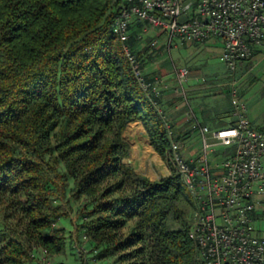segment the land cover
<instances>
[{"label": "trees", "instance_id": "obj_1", "mask_svg": "<svg viewBox=\"0 0 264 264\" xmlns=\"http://www.w3.org/2000/svg\"><path fill=\"white\" fill-rule=\"evenodd\" d=\"M127 6L126 0H0V192L17 198L32 226L33 248L51 256L62 253L64 228L54 223L65 214L52 207L48 189L54 181L47 158H53L74 178L77 192L90 198V219L81 229L108 241L105 255L149 237L154 264H199L190 237L195 201L180 176L152 181L124 163L130 145L122 133L136 121L173 169L157 97L143 89L112 32ZM142 29V23H134L128 45L143 70ZM144 80L154 81L150 75ZM175 138L185 141L181 132ZM128 177L138 179L142 193L123 196L115 212L117 199L103 188L107 180ZM129 214L137 226L124 241L117 229ZM257 216L264 220V210L258 209ZM30 259L20 241L0 240V264Z\"/></svg>", "mask_w": 264, "mask_h": 264}, {"label": "built area", "instance_id": "obj_2", "mask_svg": "<svg viewBox=\"0 0 264 264\" xmlns=\"http://www.w3.org/2000/svg\"><path fill=\"white\" fill-rule=\"evenodd\" d=\"M126 1L128 6L114 20L112 32L148 95L155 93V87L145 82L128 45L136 22L162 30L170 45L174 39L181 44L221 40L220 60L233 76L257 50L264 52V0H198L190 12L184 7L186 0ZM156 45L157 41L151 43ZM173 73L179 95L189 106L187 115L203 135V155L188 161L171 123L160 110L170 139L168 162L195 201L190 237L197 260L199 264H264V231L257 216L262 205L259 199L264 197V131L252 125L246 103L234 92L236 123L213 133L214 145L233 147L234 151L210 157L208 127L202 126L187 96L191 72L174 66Z\"/></svg>", "mask_w": 264, "mask_h": 264}, {"label": "rangeland", "instance_id": "obj_3", "mask_svg": "<svg viewBox=\"0 0 264 264\" xmlns=\"http://www.w3.org/2000/svg\"><path fill=\"white\" fill-rule=\"evenodd\" d=\"M143 24L142 41L139 44V51L141 52V60L145 62L143 75H163L174 72V66L180 68L185 66L195 65L194 61H190L192 53L186 44H180L176 39L169 43V38L166 34H159V28H153L149 25ZM157 30V32H156ZM157 41L155 47L151 43ZM170 45V46H169ZM177 45V46H176ZM176 46V47H175ZM172 47V49H171ZM171 49V50H170ZM152 56L148 60L149 56ZM204 53H200L196 60L197 68H204ZM211 56V55H210ZM212 60L221 64L217 53L215 52ZM201 70V71H202ZM226 71V70H225ZM169 73V74H168ZM202 73H204L202 71ZM225 73V72H224ZM227 76V77H226ZM234 76L229 71H226L221 83L224 84L219 89V93H211L208 96H201L193 98L192 94L188 92L187 96L192 108L201 109L198 113V119L203 127H208L206 137L208 143L212 146L209 147L210 157L217 155H224L233 152V147H223L215 144L213 133L225 126V119H227L233 106V87L230 85ZM176 81V80H175ZM173 87V81H166ZM158 85V84H157ZM178 105V107H176ZM174 121L176 123L175 132L182 133L185 141H178L181 149L185 152V157L189 160L199 158L203 155V135L200 128L196 126V121L190 119L187 115L189 106L185 102L184 97H180V101L176 103ZM164 109L163 106L159 107ZM168 121L171 123L169 116ZM138 125L136 121L130 122L122 133V138L129 143V157L124 159V163L134 170L135 173L148 171L154 166L153 157L141 160L142 167L137 169L134 164V149L133 142L134 136L130 134L131 128ZM174 129V127H173ZM147 131V130H146ZM189 132V134H187ZM150 138V137H149ZM49 171L52 175L53 183L48 186L50 189V199L53 208L60 209L65 214L64 217L58 219L54 223V227L64 228L62 234L66 236V246L62 253L51 256L43 248H33L29 243L28 235L32 233V226L29 219L22 211L15 196H10V193L4 195L0 192V240L5 241L8 239H16L20 241L30 255V260L25 264H154L155 256L153 254V244L149 237H146L145 242L136 243L133 247L123 249L111 254L105 255V249L109 245L108 241H100L88 229H81L82 223L89 220V211L92 209L93 204L90 198L86 195L77 192L75 180L69 176L62 164H56L53 158L48 157ZM167 163V161H165ZM168 164V163H167ZM171 176L176 174L174 169H170ZM142 175V174H140ZM122 183V185H120ZM108 190L111 192L110 197L117 199L118 206L115 212L122 205L123 196L136 197L142 193V186L135 177L121 178L116 180H107L103 191ZM102 192L100 193V195ZM258 201V199H256ZM260 205L258 209L264 210V197L259 199ZM87 205V206H86ZM115 221L120 219L118 216L113 218ZM123 222L119 229H117L118 238L124 241L129 239L132 231L137 226V218L134 214H129L122 217ZM259 228L264 231V220L259 223Z\"/></svg>", "mask_w": 264, "mask_h": 264}, {"label": "crops", "instance_id": "obj_4", "mask_svg": "<svg viewBox=\"0 0 264 264\" xmlns=\"http://www.w3.org/2000/svg\"><path fill=\"white\" fill-rule=\"evenodd\" d=\"M198 0H186L185 9L190 12L195 8ZM157 32V30H156ZM159 34H163L161 30L160 33L154 34V36H159ZM165 34V33H164ZM142 38V33H141ZM181 44V43H180ZM177 46V45H176ZM175 46V47H176ZM188 49L192 50L190 61H194L195 65L190 67L185 66L191 72L190 79L187 83V94L190 92L193 98H199L201 96H208L211 93H219V89L224 84L221 83V79L224 78V74H226V67L220 60L222 53V41L219 39H214L207 43H191L186 44ZM172 49V47H171ZM170 49V50H171ZM217 53L219 60L221 61L217 63L212 60L213 54ZM200 53H204V68L198 69L196 60ZM211 55V56H210ZM204 73H202V71ZM226 70V71H225ZM225 72V73H224ZM169 74V73H168ZM227 77V76H226ZM154 79L152 87H155V93L152 92L157 97V105L158 107L163 106L164 113L167 114L171 119L174 118L175 115V106L178 101H180V95L178 91V85L175 81L174 73H170V75H156L151 76ZM173 81L174 86L172 87L170 83L166 81ZM158 84V85H157ZM230 85L233 87L234 92L240 97L242 101L246 103L247 106V116L252 122V125L264 131V52L259 49L255 52L254 57L242 64L236 75L234 76V80H231ZM178 107V105L176 106ZM192 107V106H191ZM197 117L198 113L201 112V109H195ZM230 113L225 121L226 125L221 128L232 126L236 123L237 119L234 116V107L232 106L229 109ZM188 114V112H187ZM138 128H140L143 132V137L145 138L146 143L149 147L150 156L154 159V166L152 165V169L144 172H140L142 175L148 176L152 181H159L162 178L170 177L171 171L170 166L162 159V157L155 152L151 145V141L142 122H137ZM136 162V161H135ZM134 166L137 169H140L142 165L140 162H136ZM141 170V169H140Z\"/></svg>", "mask_w": 264, "mask_h": 264}, {"label": "bare ground", "instance_id": "obj_5", "mask_svg": "<svg viewBox=\"0 0 264 264\" xmlns=\"http://www.w3.org/2000/svg\"><path fill=\"white\" fill-rule=\"evenodd\" d=\"M138 126L137 125L133 126L129 131H131L130 134L132 133V136H134L133 138V142L135 144L134 161L141 162V160L148 159L150 157V152H149V147L146 143L148 139L145 140L142 134L143 132H141L142 130L138 128Z\"/></svg>", "mask_w": 264, "mask_h": 264}]
</instances>
